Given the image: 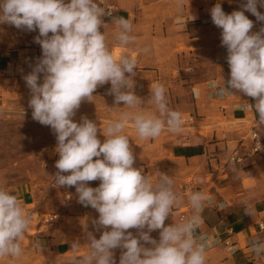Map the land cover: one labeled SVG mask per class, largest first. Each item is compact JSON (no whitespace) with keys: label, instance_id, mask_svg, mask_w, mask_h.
I'll list each match as a JSON object with an SVG mask.
<instances>
[{"label":"clouds","instance_id":"obj_1","mask_svg":"<svg viewBox=\"0 0 264 264\" xmlns=\"http://www.w3.org/2000/svg\"><path fill=\"white\" fill-rule=\"evenodd\" d=\"M258 6L264 8V0H246L240 5L242 10L230 14L219 2L210 9L213 24L222 30L221 46L227 49L230 68L227 87L225 82L223 87L210 86L221 97L235 96V90L253 98L255 104L246 103L244 111L258 114L255 128L264 125V27L252 32L254 24L245 11L264 22ZM105 16L112 17V11L103 0H0V24L39 32L34 42L41 46L42 56L23 79L30 90L32 118L50 126L56 136L59 159L54 184L75 187L78 202L99 214L92 224L96 231L103 229L102 234L97 239L86 231L87 251L74 256L71 264H116L113 250L118 248L123 250L119 264H206L211 245L199 229L205 205L211 203L208 196L202 191L189 193L190 213L166 226L182 197L174 190L170 175L160 172L154 181L143 168L134 167L135 156L125 134L129 124L141 139H155L165 129L177 134L183 114L168 107L160 83L150 89L149 102L155 112L131 111L143 103L133 91L137 61L126 54L114 57L100 30ZM112 22L118 27L119 46L134 42L129 19L116 16ZM177 23L184 21L180 18ZM107 83L114 103L123 102L129 111L109 120L103 129L87 117L75 122L82 101L94 102L93 93ZM98 132L104 136L103 142ZM253 135L258 138L256 132ZM97 180L98 187L88 186ZM244 211L253 215L249 206ZM31 222V213L21 200L0 187V258L8 257V264H15L14 258L23 255L22 241ZM129 229H136L137 235ZM156 230L158 240L150 235ZM249 246L255 256H264V239L257 238ZM79 249L80 243L73 242L71 250Z\"/></svg>","mask_w":264,"mask_h":264},{"label":"rangeland","instance_id":"obj_2","mask_svg":"<svg viewBox=\"0 0 264 264\" xmlns=\"http://www.w3.org/2000/svg\"><path fill=\"white\" fill-rule=\"evenodd\" d=\"M124 1L126 0H111L115 10L117 4ZM204 1L210 0H129L136 9L135 14L131 13L133 17L131 34L135 40L128 47L119 46L115 37L116 41L107 44L111 46L113 54L116 49L120 50L138 60L142 68L148 69L147 80L143 84L134 83L133 86L134 93L143 103L131 111L155 112V106L149 102L150 89L152 85L160 83L165 87L170 109L186 114L192 113L187 108L188 102L179 94L182 86L187 84L182 80L192 74L186 67L192 61L196 62L197 58L203 57L194 47H188L183 37L177 36L176 30L179 27L176 24L178 19L185 18L186 9H191L193 5H199ZM237 10L242 9L238 6ZM212 31L214 30L210 31V39L219 38L218 33ZM38 35V30L28 32L12 25L0 24V187H5L10 192H22L25 189L32 191L34 203L39 210L35 212V220H38L42 213L58 215L57 227L61 228L62 237L70 248L69 255L64 260L71 262L74 256H82L87 251L86 231L93 232L98 239L103 229L96 231L92 224L99 216L95 209H88L82 213L74 211L76 207L74 187L58 188L54 184V175L58 171L55 162L59 159L55 151L56 136L50 126L41 125L32 118V109L29 107L30 90L23 79L42 56L41 46L34 42V37ZM93 95L94 102L82 101L73 117L75 122L79 123L81 117H87L103 129L109 120L117 119L123 111H129L123 107V102L115 104L114 96L109 93L96 89ZM195 120L182 125L181 131L193 126ZM211 120L213 123L204 127L206 131L216 126L218 131L244 130L243 135L247 136L251 128L250 122L238 127L235 121L232 123L220 114L212 115ZM125 134L129 136L135 156L134 167L143 168L144 174L154 181L160 172L172 177L174 190L182 199L180 206L166 219L165 225L178 222L182 213H190L187 196L193 192L196 183L200 182L191 166L195 164L199 168L202 162L188 164L183 159L175 158L172 154V140L175 134L167 129L155 139H141L129 124ZM220 136L219 132L217 138ZM98 138L102 142L105 139L101 132H98ZM67 193H70L69 200L65 198ZM203 219L207 222L214 221V216ZM220 230L218 225L206 229L204 224L199 229L200 234L206 236L211 245L206 252V264H228L227 259L233 249L229 242H222L220 239L222 237L218 235ZM128 231L137 235L136 229ZM33 232L34 228L30 227L27 234ZM150 235L158 240L159 230L151 232ZM73 242L80 243L79 251L71 250ZM122 251L119 248L113 250L116 264H119Z\"/></svg>","mask_w":264,"mask_h":264},{"label":"crops","instance_id":"obj_3","mask_svg":"<svg viewBox=\"0 0 264 264\" xmlns=\"http://www.w3.org/2000/svg\"><path fill=\"white\" fill-rule=\"evenodd\" d=\"M245 2L246 0L219 1L226 14L236 11L238 6ZM216 3L218 2L210 0L193 5L191 9H186L184 12V24H176L179 27L176 30L177 36L183 37L188 47H194L203 58H197L196 62L192 61L186 67L192 74L182 80L187 84L182 86L179 95L188 102L187 108L192 111L196 120L189 129L174 135L172 154L188 164L202 162L199 168L195 164L191 166L195 175L200 178V182H197L192 190L204 192L211 201L205 205L202 224L206 229L218 225L221 229L218 235L222 237L219 238L222 242L227 241L231 244L233 250L227 259L228 264H264V256H255L249 246L250 242L257 238L264 239V229L261 230L256 226V222L264 214V152L246 157L241 163L230 162L228 156L233 149L237 148L241 153L247 152L248 135H243L244 130H241L242 132L218 131L215 124H213L215 127L209 131L204 128L213 123L212 115L220 114L226 120L236 122L235 125L238 127L246 125L247 122L254 127L253 121L255 118L258 119V114L255 112L244 111L246 103L255 104L253 98L235 90H233L235 96L221 97L217 95L216 89L210 86L215 83L223 87L225 82L227 87V81L230 79V68L226 59L227 49L221 46L222 30L213 24L210 15V9ZM258 11L264 14V8L258 6ZM135 12L136 9L129 0H126L117 4L112 17L121 16L133 23L131 13L135 14ZM245 15L253 21L252 32H258L261 27H264V22L257 21L250 12H245ZM112 17L105 19L104 28L100 29L101 32L104 31L107 42L116 41L118 27L112 22ZM209 30L216 31L219 38L211 40ZM214 36L217 37L215 34ZM135 71L134 83L143 84L147 80L148 69L142 68L137 62ZM110 88L111 84L107 83L98 87L97 90L109 93ZM254 129L264 139V125ZM219 132L221 136L217 138ZM99 183L98 180L91 181L88 186L98 187ZM11 194L21 200L26 211H39L34 203L32 191L25 189L22 192H11ZM74 195L76 196L74 211L82 213L92 209L91 206L85 207L78 202L75 187ZM245 206L253 210L252 216L245 214ZM209 216L211 218L214 216V221L207 222L203 219ZM32 222L30 227L34 228V232L26 233L22 241L23 255L14 258L15 264H55V262L71 264L69 260H64L69 255L70 248L68 242L62 237L61 228L57 227L58 223L48 226L35 219ZM37 244L39 247L36 246ZM0 264H8V257L0 258Z\"/></svg>","mask_w":264,"mask_h":264},{"label":"built area","instance_id":"obj_4","mask_svg":"<svg viewBox=\"0 0 264 264\" xmlns=\"http://www.w3.org/2000/svg\"><path fill=\"white\" fill-rule=\"evenodd\" d=\"M103 3L110 8V10L112 11V15H113V13L115 11V6L111 2V0H103ZM107 18H109V16H105L103 18V20H105ZM182 114H183V125L190 123V122L194 121V119H195V115L193 113H187V114L182 113ZM253 132H256V130L254 129V127H251L248 131L249 146L247 148V152L241 153L237 148H235V149H233V151L228 156V161L233 162V163H241L244 161V159L246 157H251V156L256 155V154H262L264 152V139H263V137L258 132H256L258 138H255L253 135ZM257 143H259V145H260L259 149H257ZM65 198H66V200H69L70 199V193H67L65 195ZM28 212L31 213L32 219H34L35 218V211H28ZM186 215H188V214L182 213L180 215V219ZM57 219H58V215L56 213H42V215L40 216L38 221L44 225L53 226L57 223ZM257 227L261 230L264 229V214L261 215V217L258 219ZM225 242H227V241H225Z\"/></svg>","mask_w":264,"mask_h":264},{"label":"bare ground","instance_id":"obj_5","mask_svg":"<svg viewBox=\"0 0 264 264\" xmlns=\"http://www.w3.org/2000/svg\"><path fill=\"white\" fill-rule=\"evenodd\" d=\"M122 54H125L124 52H122V51H117V49H116V52L113 54L114 55V57H116L117 59H119V57L122 55Z\"/></svg>","mask_w":264,"mask_h":264}]
</instances>
